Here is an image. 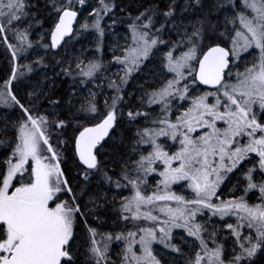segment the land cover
<instances>
[{"label":"snow or ice","instance_id":"obj_1","mask_svg":"<svg viewBox=\"0 0 264 264\" xmlns=\"http://www.w3.org/2000/svg\"><path fill=\"white\" fill-rule=\"evenodd\" d=\"M0 264H264V0H0Z\"/></svg>","mask_w":264,"mask_h":264},{"label":"rangeland","instance_id":"obj_2","mask_svg":"<svg viewBox=\"0 0 264 264\" xmlns=\"http://www.w3.org/2000/svg\"><path fill=\"white\" fill-rule=\"evenodd\" d=\"M124 3L122 2H118L120 4H122L123 6H130V10L135 12L137 10L138 7H140V5H144V6H147V4L151 3L152 0H122ZM120 15H123V14H120ZM123 26H119L117 30H120L122 29ZM76 47L78 48L79 45H76ZM100 104H101V107L103 106V98L101 97V100H100Z\"/></svg>","mask_w":264,"mask_h":264},{"label":"trees","instance_id":"obj_3","mask_svg":"<svg viewBox=\"0 0 264 264\" xmlns=\"http://www.w3.org/2000/svg\"><path fill=\"white\" fill-rule=\"evenodd\" d=\"M118 2H122V3H124L122 0H118Z\"/></svg>","mask_w":264,"mask_h":264}]
</instances>
